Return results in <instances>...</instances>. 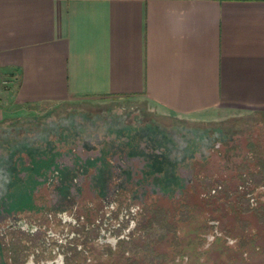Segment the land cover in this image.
Listing matches in <instances>:
<instances>
[{
  "label": "rangeland",
  "instance_id": "374dc122",
  "mask_svg": "<svg viewBox=\"0 0 264 264\" xmlns=\"http://www.w3.org/2000/svg\"><path fill=\"white\" fill-rule=\"evenodd\" d=\"M7 116L0 264H264L263 118H173L133 97Z\"/></svg>",
  "mask_w": 264,
  "mask_h": 264
},
{
  "label": "crops",
  "instance_id": "0c3cea01",
  "mask_svg": "<svg viewBox=\"0 0 264 264\" xmlns=\"http://www.w3.org/2000/svg\"><path fill=\"white\" fill-rule=\"evenodd\" d=\"M7 107L140 98L201 122L264 119V0H0Z\"/></svg>",
  "mask_w": 264,
  "mask_h": 264
},
{
  "label": "trees",
  "instance_id": "16d2710c",
  "mask_svg": "<svg viewBox=\"0 0 264 264\" xmlns=\"http://www.w3.org/2000/svg\"><path fill=\"white\" fill-rule=\"evenodd\" d=\"M156 161H157L158 163H160L161 165H162V163H163V161H162L160 158H158ZM155 163H156V162H154L153 165H151V166H154V167H155V168H154L155 171H159V170H161V169L163 168L162 166H159L160 169H156V167H158V166L155 165ZM163 164H164V163H163ZM161 167H162V168H161Z\"/></svg>",
  "mask_w": 264,
  "mask_h": 264
},
{
  "label": "built area",
  "instance_id": "2783aa9c",
  "mask_svg": "<svg viewBox=\"0 0 264 264\" xmlns=\"http://www.w3.org/2000/svg\"><path fill=\"white\" fill-rule=\"evenodd\" d=\"M9 85V81L6 79H0V87L1 86H8Z\"/></svg>",
  "mask_w": 264,
  "mask_h": 264
}]
</instances>
